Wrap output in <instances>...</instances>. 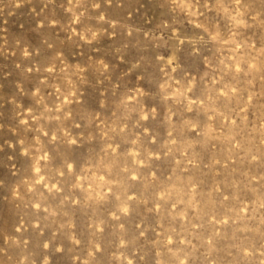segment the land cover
Listing matches in <instances>:
<instances>
[{"label":"clouds","instance_id":"9594fccd","mask_svg":"<svg viewBox=\"0 0 264 264\" xmlns=\"http://www.w3.org/2000/svg\"><path fill=\"white\" fill-rule=\"evenodd\" d=\"M0 140V264H264V0H0Z\"/></svg>","mask_w":264,"mask_h":264},{"label":"rangeland","instance_id":"374dc122","mask_svg":"<svg viewBox=\"0 0 264 264\" xmlns=\"http://www.w3.org/2000/svg\"><path fill=\"white\" fill-rule=\"evenodd\" d=\"M7 91V88L5 89ZM2 142V140H0ZM6 152L8 151L7 149L5 150ZM0 157H3L6 159L5 153H0ZM6 173L3 171V169H0V177H4ZM7 218V209L5 208L4 205L0 204V221H4Z\"/></svg>","mask_w":264,"mask_h":264}]
</instances>
